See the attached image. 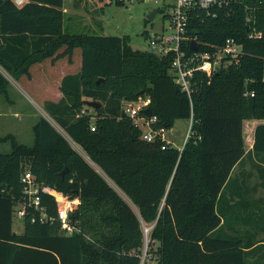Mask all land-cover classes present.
Listing matches in <instances>:
<instances>
[{
  "label": "trees",
  "instance_id": "16d2710c",
  "mask_svg": "<svg viewBox=\"0 0 264 264\" xmlns=\"http://www.w3.org/2000/svg\"><path fill=\"white\" fill-rule=\"evenodd\" d=\"M192 16L188 33L198 37L199 50L235 38L243 55L210 79L197 73L198 91L190 99L175 83L172 53L135 50L129 36L69 33L64 0H0V68L11 78L82 49L80 71L66 75L62 99L48 103L53 121L42 116L34 126V145L13 135L0 138L11 143L10 153L0 147V264H142L145 227L155 264H249L257 245L264 250V239L247 229L264 222V201L244 203L247 179L232 175L248 151L245 121L261 122L252 150L264 154V0H244L217 16ZM253 28L261 38L249 37ZM9 83L0 69V94L8 93ZM142 97L150 99L155 129L193 118L182 150L171 144L163 149L160 138L142 139L124 113L125 103ZM84 100L102 105L92 109ZM25 170L80 200L71 214L80 233H63L48 194L42 197L48 220L29 209L23 231L15 233ZM260 179L264 186L263 167ZM263 262L264 256L256 264Z\"/></svg>",
  "mask_w": 264,
  "mask_h": 264
},
{
  "label": "rangeland",
  "instance_id": "374dc122",
  "mask_svg": "<svg viewBox=\"0 0 264 264\" xmlns=\"http://www.w3.org/2000/svg\"><path fill=\"white\" fill-rule=\"evenodd\" d=\"M157 5L154 0L127 1L124 5H117L113 0H65L64 27L67 32L73 34L129 36L133 49L146 51L149 48V42L143 33L146 31L148 35H151L162 26L167 27L169 24L165 14L162 13H158L152 21L147 19ZM62 51L63 49L60 50ZM81 64L82 49L76 48L71 57L65 55L60 58H48L32 65L29 74H24L18 79L11 78L0 68L10 81L8 93L0 94V138L13 135L19 143L33 146L34 126L39 119L45 116L51 122L53 121L48 111V103H57L61 100L55 101V94L61 93L59 82H62L64 78L62 75L78 73ZM53 123L66 135L55 122ZM189 128L190 120L178 119L173 128L167 131L166 136L172 140L173 146L180 149L188 139ZM73 146L83 154L77 145L73 144ZM0 147L4 153L11 152L10 141L1 142ZM239 172L240 168H237L234 176ZM257 183V176L252 173L249 184ZM258 196L264 198V190H260ZM261 210L264 211V206ZM238 227L244 229L242 225ZM15 229L19 233L23 231L21 220L17 217ZM247 229L255 235L257 240L264 239V222L249 226ZM150 249L152 247L149 248L147 237L142 247V261L155 264L154 252ZM263 256L264 250L257 245L249 256V264H256L258 260L261 262Z\"/></svg>",
  "mask_w": 264,
  "mask_h": 264
},
{
  "label": "built area",
  "instance_id": "2783aa9c",
  "mask_svg": "<svg viewBox=\"0 0 264 264\" xmlns=\"http://www.w3.org/2000/svg\"><path fill=\"white\" fill-rule=\"evenodd\" d=\"M142 1V0H113L116 2ZM145 1V0H144ZM148 1V0H146ZM159 10H163L165 18L168 19V26H162L159 30L148 35L145 31L143 34L149 42L148 51L159 57L173 54L172 74L175 83L180 86L191 99L192 95L198 91L196 81L197 73L204 74L208 79L220 68L226 67L231 63H238L243 55V45L235 38H227L222 46L212 48L210 50H199L197 36H190L189 26L192 15L195 11H205L207 15L217 16L219 9L229 8L230 6H239L244 0H154ZM17 5H22L24 0H15ZM168 10V13L166 11ZM251 21V17H248ZM262 32L255 28L251 30L249 37L261 38ZM193 42H196L197 49H192ZM189 45L191 50L187 51L186 46ZM248 93H246L247 95ZM253 95V94H251ZM150 104V99L140 98L137 102L125 103V112L133 119L135 124L142 131V139L152 142L160 138L165 142L162 146L165 149L171 144L167 138V129H155L153 124L157 122V117L152 115L148 117L141 115V112ZM81 114H87L82 110ZM193 118L190 119V128L187 138L190 136ZM92 130L95 128L92 126ZM188 140V139H187ZM186 140V141H187ZM186 143V142H185ZM184 143V145H185ZM184 145L180 148L183 149ZM23 185L22 198L15 209V216L22 220L28 214L29 209L40 212V221L48 220L46 208L42 205L43 194L50 195L55 201L57 207L56 220L61 224V230L65 235L80 233L81 229L78 223L71 219V214L79 206L78 198H70L57 189L41 184L37 181L36 176L30 171L25 170L21 176ZM35 218H33V221ZM54 220V217H50Z\"/></svg>",
  "mask_w": 264,
  "mask_h": 264
},
{
  "label": "crops",
  "instance_id": "0c3cea01",
  "mask_svg": "<svg viewBox=\"0 0 264 264\" xmlns=\"http://www.w3.org/2000/svg\"><path fill=\"white\" fill-rule=\"evenodd\" d=\"M25 1V0H24ZM64 11L66 12L65 9V0H64ZM74 74V73H72ZM63 77L66 76V74L62 75ZM61 80V79H60ZM59 86L61 85V82H59ZM63 97V93L61 91V93H56L55 94V101H59L60 99H62ZM45 117V116H44ZM48 119V118H47ZM261 123L260 121H245L244 123V134L246 135V139L248 140L249 143V147L247 148V153L244 156V158L235 166L234 171L232 173V175H234L235 170L237 168H240V172L238 173V178L244 183L243 180L247 179V186H244L243 191L245 192L246 190H249V193L245 196V193L243 194V201L244 203L246 201L248 202H256L263 199V197L258 196V193L260 192V190H264V186L262 185V181L260 179V170L261 167L264 168V161L261 162L260 159L262 157H264V154L257 156L256 153L253 152L252 150V144H253V140H254V130L256 128V126ZM171 145H173L172 140H170ZM247 166H249L248 168H246ZM243 167V168H242ZM252 173H254L257 176V180L258 183L254 184V185H250L249 184V178L250 175H252ZM243 216V215H242ZM14 231L15 233H19L18 231H16L15 226H14Z\"/></svg>",
  "mask_w": 264,
  "mask_h": 264
},
{
  "label": "water",
  "instance_id": "95a60500",
  "mask_svg": "<svg viewBox=\"0 0 264 264\" xmlns=\"http://www.w3.org/2000/svg\"><path fill=\"white\" fill-rule=\"evenodd\" d=\"M162 12H163V10H161V9L159 10L158 8H155V9H153V10L149 13V15L147 16V19H148L149 21H152V20L156 17V15H157L158 13H162ZM192 49H193V50H196V49H197L196 42H193V44H192ZM84 104H85L87 107L92 108V109H96V108H98V107H100V106L102 105V103H101L100 101H97V100H84ZM143 112H144L148 117L152 116V110H151V108H149V107H147L146 109H144ZM124 113L126 114V112H124ZM68 171H69V169H66V170L60 172V175H61V176H64L65 173L68 172ZM144 231H145V239H146V238H147V233H148V228L145 227V230H144ZM142 263H143V261H142Z\"/></svg>",
  "mask_w": 264,
  "mask_h": 264
}]
</instances>
